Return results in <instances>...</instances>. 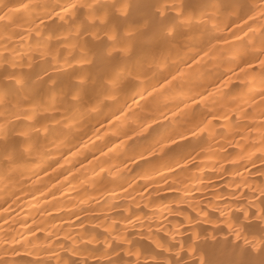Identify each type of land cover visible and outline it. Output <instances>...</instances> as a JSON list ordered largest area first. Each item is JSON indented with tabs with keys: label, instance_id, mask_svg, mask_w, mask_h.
Here are the masks:
<instances>
[{
	"label": "bare ground",
	"instance_id": "bare-ground-1",
	"mask_svg": "<svg viewBox=\"0 0 264 264\" xmlns=\"http://www.w3.org/2000/svg\"><path fill=\"white\" fill-rule=\"evenodd\" d=\"M0 264H264V0H0Z\"/></svg>",
	"mask_w": 264,
	"mask_h": 264
}]
</instances>
